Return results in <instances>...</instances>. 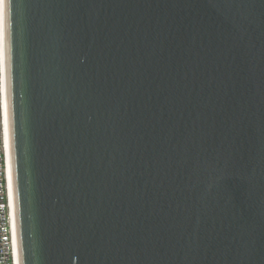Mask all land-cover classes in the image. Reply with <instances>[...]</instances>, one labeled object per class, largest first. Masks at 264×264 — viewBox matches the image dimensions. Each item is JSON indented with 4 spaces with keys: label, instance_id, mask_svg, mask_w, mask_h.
I'll list each match as a JSON object with an SVG mask.
<instances>
[{
    "label": "water",
    "instance_id": "obj_1",
    "mask_svg": "<svg viewBox=\"0 0 264 264\" xmlns=\"http://www.w3.org/2000/svg\"><path fill=\"white\" fill-rule=\"evenodd\" d=\"M20 264H264V0H12Z\"/></svg>",
    "mask_w": 264,
    "mask_h": 264
},
{
    "label": "built area",
    "instance_id": "obj_2",
    "mask_svg": "<svg viewBox=\"0 0 264 264\" xmlns=\"http://www.w3.org/2000/svg\"><path fill=\"white\" fill-rule=\"evenodd\" d=\"M4 75L3 65L0 64V264H20L11 155L10 120L7 148L4 143L5 101L8 105V94L4 91Z\"/></svg>",
    "mask_w": 264,
    "mask_h": 264
},
{
    "label": "snow or ice",
    "instance_id": "obj_3",
    "mask_svg": "<svg viewBox=\"0 0 264 264\" xmlns=\"http://www.w3.org/2000/svg\"><path fill=\"white\" fill-rule=\"evenodd\" d=\"M12 4V0H0V64L3 65L4 72V91L7 92L10 86L12 67H11V53H12V32L10 31V22L8 18V9ZM9 138V118H8V105L5 101L4 104V143L8 147Z\"/></svg>",
    "mask_w": 264,
    "mask_h": 264
},
{
    "label": "bare ground",
    "instance_id": "obj_4",
    "mask_svg": "<svg viewBox=\"0 0 264 264\" xmlns=\"http://www.w3.org/2000/svg\"><path fill=\"white\" fill-rule=\"evenodd\" d=\"M0 15H2V11H0Z\"/></svg>",
    "mask_w": 264,
    "mask_h": 264
}]
</instances>
